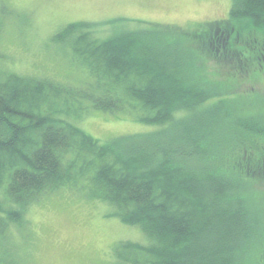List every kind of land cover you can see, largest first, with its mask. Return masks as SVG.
Returning <instances> with one entry per match:
<instances>
[{"label":"trees","instance_id":"16d2710c","mask_svg":"<svg viewBox=\"0 0 264 264\" xmlns=\"http://www.w3.org/2000/svg\"><path fill=\"white\" fill-rule=\"evenodd\" d=\"M245 30L264 32V0H232L227 19L191 33L76 22L56 38L71 40L88 82L0 79V240L27 206L70 187L148 236L118 246L116 264H264L252 202L264 160H247L250 146H264V98L221 95L201 66L237 60L227 51ZM81 104L155 128L104 142L63 117Z\"/></svg>","mask_w":264,"mask_h":264},{"label":"rangeland","instance_id":"374dc122","mask_svg":"<svg viewBox=\"0 0 264 264\" xmlns=\"http://www.w3.org/2000/svg\"><path fill=\"white\" fill-rule=\"evenodd\" d=\"M231 6L232 0H0V79L18 74L73 85L88 82L85 66L72 59L71 40L56 38L72 23L107 22L110 29L159 24L191 33L227 19ZM235 38L227 52L237 60L223 56L201 66L221 95L250 103L254 96L264 98V32L245 30ZM81 107L77 116H62L104 142L155 128L129 114ZM250 111L261 113L255 105ZM250 149L247 160H264V146ZM252 188L254 209L264 218V177ZM84 193L65 187L27 206L22 222L13 223L0 240V264H116L115 250L123 242L149 243L139 226ZM260 250V244L254 246L250 257L256 259Z\"/></svg>","mask_w":264,"mask_h":264}]
</instances>
